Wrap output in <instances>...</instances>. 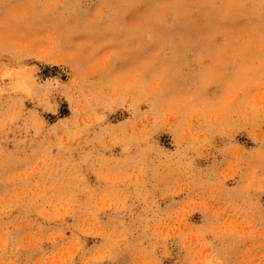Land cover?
<instances>
[{
    "label": "rangeland",
    "instance_id": "374dc122",
    "mask_svg": "<svg viewBox=\"0 0 264 264\" xmlns=\"http://www.w3.org/2000/svg\"><path fill=\"white\" fill-rule=\"evenodd\" d=\"M0 264H264V0H0Z\"/></svg>",
    "mask_w": 264,
    "mask_h": 264
},
{
    "label": "bare ground",
    "instance_id": "6f19581e",
    "mask_svg": "<svg viewBox=\"0 0 264 264\" xmlns=\"http://www.w3.org/2000/svg\"><path fill=\"white\" fill-rule=\"evenodd\" d=\"M65 71H64V69H62V68H60V69H58L57 70V73H59V74H63Z\"/></svg>",
    "mask_w": 264,
    "mask_h": 264
}]
</instances>
